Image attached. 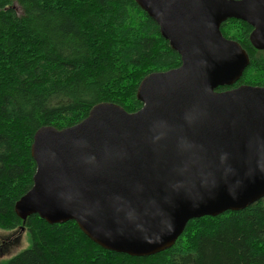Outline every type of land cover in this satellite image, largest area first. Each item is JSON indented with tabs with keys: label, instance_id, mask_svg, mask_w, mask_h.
Masks as SVG:
<instances>
[{
	"label": "water",
	"instance_id": "1",
	"mask_svg": "<svg viewBox=\"0 0 264 264\" xmlns=\"http://www.w3.org/2000/svg\"><path fill=\"white\" fill-rule=\"evenodd\" d=\"M132 1L180 65L140 81L133 113L105 102L73 126L39 128L32 186L13 210L23 221H73L107 251L147 257L172 247L190 220L264 198V87L217 91L249 65L221 24L245 22L263 51L264 0Z\"/></svg>",
	"mask_w": 264,
	"mask_h": 264
},
{
	"label": "trees",
	"instance_id": "2",
	"mask_svg": "<svg viewBox=\"0 0 264 264\" xmlns=\"http://www.w3.org/2000/svg\"><path fill=\"white\" fill-rule=\"evenodd\" d=\"M220 31L245 50L249 65L233 86L217 91L264 87V50L251 46L252 28L230 19ZM179 65L156 23L132 0H0V230L23 229L29 242L0 264H264V198L190 220L172 247L147 257L107 251L73 221L49 225L14 213L32 186L30 147L39 128L73 126L105 102L133 113L142 106L140 81Z\"/></svg>",
	"mask_w": 264,
	"mask_h": 264
},
{
	"label": "rangeland",
	"instance_id": "3",
	"mask_svg": "<svg viewBox=\"0 0 264 264\" xmlns=\"http://www.w3.org/2000/svg\"><path fill=\"white\" fill-rule=\"evenodd\" d=\"M19 11V8L16 7ZM233 28H227L228 37L237 38V33H233ZM252 75V74H251ZM254 76V75H252ZM29 245L27 232L19 229L14 231L0 230V261H5L19 252L25 250Z\"/></svg>",
	"mask_w": 264,
	"mask_h": 264
}]
</instances>
